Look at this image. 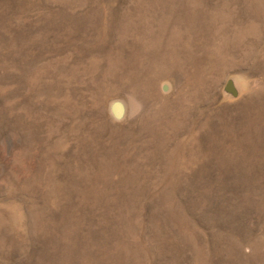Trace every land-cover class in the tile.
<instances>
[{
  "label": "rangeland",
  "instance_id": "374dc122",
  "mask_svg": "<svg viewBox=\"0 0 264 264\" xmlns=\"http://www.w3.org/2000/svg\"><path fill=\"white\" fill-rule=\"evenodd\" d=\"M0 264H264V0H0Z\"/></svg>",
  "mask_w": 264,
  "mask_h": 264
},
{
  "label": "water",
  "instance_id": "95a60500",
  "mask_svg": "<svg viewBox=\"0 0 264 264\" xmlns=\"http://www.w3.org/2000/svg\"><path fill=\"white\" fill-rule=\"evenodd\" d=\"M111 113L115 119H120L124 114V106L121 102L116 101L111 105Z\"/></svg>",
  "mask_w": 264,
  "mask_h": 264
}]
</instances>
